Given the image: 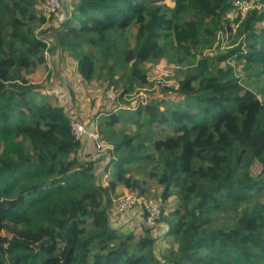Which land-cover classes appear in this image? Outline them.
Segmentation results:
<instances>
[{"label": "trees", "instance_id": "trees-1", "mask_svg": "<svg viewBox=\"0 0 264 264\" xmlns=\"http://www.w3.org/2000/svg\"><path fill=\"white\" fill-rule=\"evenodd\" d=\"M240 1L61 0L48 17L38 0H0V264H264V0L233 27ZM44 37L117 94L78 118L130 192L161 187V216L141 234L114 226L116 180L99 181L71 115L27 76L45 61ZM163 58L183 74L165 87L178 100L131 105Z\"/></svg>", "mask_w": 264, "mask_h": 264}, {"label": "rangeland", "instance_id": "rangeland-1", "mask_svg": "<svg viewBox=\"0 0 264 264\" xmlns=\"http://www.w3.org/2000/svg\"><path fill=\"white\" fill-rule=\"evenodd\" d=\"M61 1V0H60ZM67 2L69 0H62ZM261 0H251L253 4H259ZM44 0H38L36 7L43 10ZM264 6V4H263ZM42 27L44 25H41ZM264 26V22L258 24L261 28ZM132 32H135V28H132ZM229 35V33H228ZM226 36L225 39L220 41V46L218 48L219 52L224 50L230 43V38ZM130 40L134 43L133 35L130 36ZM206 51H203L204 53ZM43 57L45 61H40L37 59L35 64L31 66L30 73H27L28 78L31 82L39 83L42 86L41 94L37 95L41 98V95L46 97L50 96V100L54 101L56 99L57 103L64 106L66 112L74 118H81L85 123L90 120L92 113H94L101 106L112 109L117 103L118 98L116 97V92H112L107 86V81L103 76L98 79H94L91 82L84 80L80 74L77 72V63L73 57L61 49H55L54 51H49L47 54L43 52ZM225 66V62L222 63ZM148 67V79L152 83L148 87L136 90L133 96L129 99L131 105H136L139 101L149 100V98L160 99L163 97V93L166 94L169 102H175L178 99L173 94H168L165 91L166 86L176 87L179 79L183 76L181 69L178 64H168L166 59H160L154 63H147ZM107 74V70H103ZM48 95V96H47ZM262 100H264V95H260ZM124 104V103H119ZM94 111V112H93ZM78 118V119H79ZM79 119V120H81ZM123 125V124H121ZM119 125V126H121ZM90 130L93 129V125L89 124L87 126ZM162 134V133H161ZM81 156L96 158L97 162L94 167V171L97 173L99 181L103 185H108L111 181L116 180V176L113 173V168L110 167L108 170L105 169L109 156L106 149L103 151L97 150L92 140H89L79 151ZM260 167L253 169L254 173L259 172ZM146 180H143L145 183ZM150 188L149 196L160 200V190L161 187L154 181L149 180L145 185ZM130 191L138 192V189H131L128 184L116 180V185L113 193L111 194V200L109 203V213L111 214V219L114 226L121 227L126 226L127 230L135 228L136 234H141L143 228H141V214L137 210L138 208H130L124 212H119L116 210L117 200L120 196ZM172 205L176 204V197H172ZM131 226V227H130ZM172 242V240H170ZM170 242V243H171ZM169 243V244H170ZM161 244H164L163 238L158 241L157 253H160V249L163 248ZM161 245V246H160Z\"/></svg>", "mask_w": 264, "mask_h": 264}, {"label": "built area", "instance_id": "built-area-1", "mask_svg": "<svg viewBox=\"0 0 264 264\" xmlns=\"http://www.w3.org/2000/svg\"><path fill=\"white\" fill-rule=\"evenodd\" d=\"M59 6L60 0H44L42 7L43 11L47 13L48 17H50L56 12ZM252 6V2L246 0L236 3L235 7L229 14L231 18L230 25L235 27L236 23L234 21V18L240 12L246 13ZM221 35H224V37H226L228 35V32H222ZM44 40L47 43V47L44 49V53L47 54L49 52L48 48L50 46V42L45 37ZM70 125L73 134L76 140L81 144V147H84L89 140H92L97 150L103 151L104 149H106L100 138L99 132L95 128L90 130L84 122L74 117H70ZM134 207L138 208L137 210L141 214V220L146 226L150 227L157 224L161 216V203L159 200L150 196H142L133 192L125 193L117 200L116 210L119 212H124Z\"/></svg>", "mask_w": 264, "mask_h": 264}, {"label": "crops", "instance_id": "crops-1", "mask_svg": "<svg viewBox=\"0 0 264 264\" xmlns=\"http://www.w3.org/2000/svg\"><path fill=\"white\" fill-rule=\"evenodd\" d=\"M172 199H173V198H171V204H172Z\"/></svg>", "mask_w": 264, "mask_h": 264}, {"label": "bare ground", "instance_id": "bare-ground-1", "mask_svg": "<svg viewBox=\"0 0 264 264\" xmlns=\"http://www.w3.org/2000/svg\"><path fill=\"white\" fill-rule=\"evenodd\" d=\"M70 117H72V116H70Z\"/></svg>", "mask_w": 264, "mask_h": 264}]
</instances>
